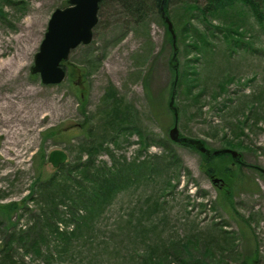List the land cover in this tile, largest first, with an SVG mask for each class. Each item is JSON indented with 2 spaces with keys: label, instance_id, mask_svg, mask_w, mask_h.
Listing matches in <instances>:
<instances>
[{
  "label": "rangeland",
  "instance_id": "374dc122",
  "mask_svg": "<svg viewBox=\"0 0 264 264\" xmlns=\"http://www.w3.org/2000/svg\"><path fill=\"white\" fill-rule=\"evenodd\" d=\"M18 1V5H6V17L0 16V65L5 64L0 71V205L20 204L39 175L44 179L57 171L48 161L53 150H64L68 155L65 164H73L81 144L87 141L84 133L89 127L98 140L105 136L107 151L95 160L98 165H112L114 159L121 163L137 159L151 162L157 156L153 161L159 167L153 172L141 168L142 176L93 214L88 227L72 238L67 249L49 230H39L33 210L40 207L35 200L27 201L28 213L20 218L17 212L13 220L18 223L16 230L29 234L28 243L40 241L41 253L19 243L12 251L14 264H157L161 260V264L185 260L220 264L221 259L239 264L256 249L254 264H264V173L260 171L264 169V27L256 18L246 12L251 50L239 49L229 57V44L218 33L214 51L203 54L197 66L200 89L205 88L200 104L196 105L182 86L175 97L181 135L205 140L215 150H236L241 161L251 166H244L250 184L234 194L236 212L231 213L219 203L225 187L214 183L202 168V153L170 138L175 124L173 112L167 108L174 76L171 57L177 50L181 66H185L194 54L187 48L191 40L178 43L175 29L174 47L165 17L153 0H145V6L138 10L135 6L130 12L123 0H102L93 40L71 51L65 61L67 75L58 84H44L39 74L31 73V67L52 13L67 6L68 0ZM191 3L204 6L206 0H171L173 28L183 25L184 14L190 19L191 13L184 8ZM225 19L214 17L211 23L223 25ZM191 20L198 28L206 26L199 15ZM228 75L234 81L223 91L219 85ZM110 86L123 104L131 107V119L146 142L138 132H131L116 143L113 130H102ZM245 102H252L254 108L243 107ZM38 108L36 117L33 113ZM246 116L249 121L243 126V147H225L224 132L238 137L232 125ZM17 126L21 129L18 139ZM174 155L181 167L172 181L175 186L164 190L166 180L173 176ZM60 209L66 210L63 205ZM0 219H4L1 214ZM63 224L59 222L66 229ZM220 228L236 237L227 252L221 248L227 242ZM1 229L0 245L4 241ZM72 229H76L74 224L68 228ZM195 237L200 239L196 244ZM207 243L215 248L205 250Z\"/></svg>",
  "mask_w": 264,
  "mask_h": 264
},
{
  "label": "trees",
  "instance_id": "16d2710c",
  "mask_svg": "<svg viewBox=\"0 0 264 264\" xmlns=\"http://www.w3.org/2000/svg\"><path fill=\"white\" fill-rule=\"evenodd\" d=\"M123 1L125 9L129 12L133 10L135 6L137 7L136 10H138L139 7L146 5L145 0ZM12 3L18 5L20 1L0 0V16L6 17L5 6ZM153 4L158 9L162 18L163 11H165L167 15L170 14L171 0H153ZM184 9L191 13L190 19H187V16L184 14L183 25L179 29H177V27H174V29L177 34L178 43L181 40L184 42L188 41V39L191 40L187 48L190 53L194 54V58L187 59L186 65L181 66L177 50L173 52L171 57L170 65L174 76L171 89L168 93L169 105L167 108L173 112L174 122L177 121V119L174 115V111L170 108V101L172 97L178 96L181 86L190 95L196 105L201 103L200 99L205 88L200 89L199 77L201 71L199 72L197 66L198 62H201L204 53L210 50L214 51V47L216 46L215 38H217L218 33L222 34L220 36L223 41L229 44L227 49L229 50L230 48L228 52L230 57L239 49L244 51L252 49L253 42L249 37V39L247 38L249 28L246 27V12L252 14L257 22L264 27V0H206L204 6L191 3ZM198 15L206 24L203 29L196 27L191 20L192 16L193 19H195ZM218 16L226 19L223 25L219 24L215 26L211 23V19ZM184 21H186L185 24ZM164 22L166 23V21ZM166 26L170 38L173 41L167 23ZM223 81L224 82L219 86H221L220 89L224 91L225 85L233 82L234 77L228 75ZM216 96L217 94H215L214 97ZM83 102H85V99ZM105 104L108 110L104 113L102 130L105 132L107 130H113L114 135L112 140L114 142L118 143L121 136H127L131 134V132H138L140 137L146 142V137L131 119V107L123 104V100L118 97L113 86L109 87L105 95ZM246 104L251 107V110L254 108L252 102H245L243 107H246ZM82 106H84V104H82ZM156 114L160 116L159 110H156ZM247 121H249V117L245 118L244 121L237 120V123L232 125L237 131L233 134L239 135L238 137H233L227 132H224L223 140L225 147L240 149L243 147L241 136L244 132L243 126H246ZM83 126H87V123L84 122ZM84 134L87 141L81 144L79 149L80 155L75 159L73 164L67 163L62 165L55 173L44 179L39 175L31 186L30 194L27 195L20 204L19 202H10L5 205H0V214L4 217V219H0V229L3 228L1 231L4 235V241L0 245V264H14L12 251L19 243L24 248L29 245V248L41 253L40 241L38 239H32L31 242L28 243V239H31L29 234L27 231L16 230L18 223L13 220V215L17 212H20V218L28 213L26 208L27 201L35 200L36 206L40 207V209L33 210L37 213V218L40 222L39 230L43 232L49 230L60 241L62 248L67 249L72 238L81 229L88 227L93 219V214L101 212L121 190L128 186L129 182L142 176V169H150V171L153 172L159 167L157 165L158 163L153 161L157 156H154L151 162L147 159H137L130 163H121L114 159L112 165L108 163L98 165L95 160L102 154L101 152L107 151V149L104 148L106 144L104 142L105 136H101L98 140L93 135L92 127H89ZM88 139L90 140L88 141ZM202 141L205 146L211 149L210 154L201 152L203 156L202 168L210 178L219 176L226 181V186L219 197V203L224 205V208L230 209L231 213H234L236 212L234 194L239 191L238 189L249 186L250 184L244 175V166H251L246 164L243 160L237 162L232 155L228 153L214 154L213 151L215 149L211 148L205 140ZM180 144L198 150L196 145L189 142H182ZM43 155L44 154L41 155L40 161L43 160ZM86 155L87 157L82 159L83 156ZM172 158L174 159L172 164L174 172L173 176L166 180L164 190H166V187L175 186L172 181L177 176V170L181 167L178 158L175 155ZM227 161L229 166L227 165ZM39 193L41 195H38ZM41 198L43 200L40 201ZM62 205L65 206V211L60 209ZM240 216L244 218L241 214ZM58 218L59 222L65 223L63 225L67 226L66 229L60 227L57 221ZM71 224H74L76 229L68 230ZM247 225L250 228L249 223ZM219 232L225 236L224 238L227 242L225 246L221 247L222 251L227 252L230 248L229 246L235 242L236 237L223 228H220ZM44 239V236H42V240ZM197 241H200V239L195 237V244ZM212 244L213 243H207L205 245V250H212V248H215ZM151 257L152 255L149 254V258ZM257 258L258 250L256 249L253 251L252 256L242 259L239 264H254ZM221 261L220 264H230L224 262L223 259H221ZM161 262L162 260L157 261V264H161ZM181 264L192 263H186L185 260L183 263L181 262Z\"/></svg>",
  "mask_w": 264,
  "mask_h": 264
},
{
  "label": "water",
  "instance_id": "95a60500",
  "mask_svg": "<svg viewBox=\"0 0 264 264\" xmlns=\"http://www.w3.org/2000/svg\"><path fill=\"white\" fill-rule=\"evenodd\" d=\"M102 0H68L69 6L57 8L48 23L45 37L41 42L39 51L35 54L31 73L39 74L44 84L61 83L67 71L63 61L67 60L71 51L80 44H88L93 39V28L98 23V11ZM165 13V12H163ZM169 30L176 44L175 31L170 21L166 18ZM172 97L170 107L178 117V112ZM170 137L174 142H189L197 145L202 152L210 154V150L199 139L181 136L177 123L170 130ZM215 154L230 153L234 158L239 156L238 151L225 148L214 151ZM68 155L64 150H53L48 161L56 168L65 164ZM264 172V170H263ZM214 182L223 185V179L214 178Z\"/></svg>",
  "mask_w": 264,
  "mask_h": 264
},
{
  "label": "bare ground",
  "instance_id": "6f19581e",
  "mask_svg": "<svg viewBox=\"0 0 264 264\" xmlns=\"http://www.w3.org/2000/svg\"><path fill=\"white\" fill-rule=\"evenodd\" d=\"M4 65H5V64H1V65H0V68H1L0 71L3 70L2 68H3ZM42 112H43V110H42ZM38 114H39V108L37 109V113L34 112L33 115H35L36 117H38ZM20 130H21V129L18 128V126H17L16 129H15V135H16V138H17V139H18V137H19ZM12 143H13V142H10V145H12ZM10 149H12V148L10 147ZM16 152H17V154H19L17 149H16Z\"/></svg>",
  "mask_w": 264,
  "mask_h": 264
}]
</instances>
